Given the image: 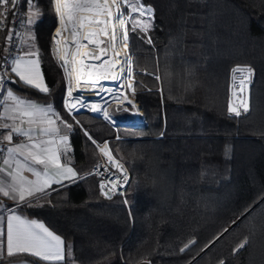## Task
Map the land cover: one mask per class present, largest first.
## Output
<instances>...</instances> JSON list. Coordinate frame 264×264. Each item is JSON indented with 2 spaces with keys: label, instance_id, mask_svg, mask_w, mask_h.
Returning a JSON list of instances; mask_svg holds the SVG:
<instances>
[{
  "label": "trees",
  "instance_id": "obj_1",
  "mask_svg": "<svg viewBox=\"0 0 264 264\" xmlns=\"http://www.w3.org/2000/svg\"><path fill=\"white\" fill-rule=\"evenodd\" d=\"M33 3L40 18L30 25L31 42L50 91L25 88L14 76L6 87L25 99L50 101L72 124L67 160L78 177L43 202L16 209L72 245V256L60 264H264V0H143L154 8L152 29L145 35L127 25L130 97L143 116L131 106H112L111 121L83 111L74 114L78 124L62 107L65 79L51 55V0ZM236 66L253 70L249 111L230 117ZM91 140L107 141L125 165L123 197L100 193L91 174L99 162ZM16 259L52 264L24 254L0 262Z\"/></svg>",
  "mask_w": 264,
  "mask_h": 264
},
{
  "label": "snow or ice",
  "instance_id": "obj_2",
  "mask_svg": "<svg viewBox=\"0 0 264 264\" xmlns=\"http://www.w3.org/2000/svg\"><path fill=\"white\" fill-rule=\"evenodd\" d=\"M53 3L60 24L53 37V42L56 45L54 51L58 60L62 61L60 66L65 69L66 73L68 72L67 65L69 63L73 65L72 70L76 73L78 85L84 75L89 77V81L93 86L96 84V80L107 79L109 75H111V79L114 81L120 80L124 74L134 75L131 66L124 67V64L131 65V60L125 58L121 62L119 60V53L117 52L113 53L112 59H105L99 65H85L84 58H92L99 61L102 57L107 56L108 47L114 48L118 41H122L125 48H127L129 33L125 26L129 21L132 22L133 31L138 29L147 35L153 27L154 8L152 5L144 4L143 0H134V2L133 0H53ZM25 4L28 9L27 23L29 25L35 24L40 18V10L35 7L33 0H0V18H2L0 19V25H6L9 14L15 17L17 15L15 10ZM122 4L128 10L127 20L123 18ZM9 5H11L10 8L8 7ZM113 8H115V12H113ZM20 22L23 23L24 21ZM117 24L120 28L124 29L122 37L117 35ZM109 25L112 26L111 33H109ZM66 31H69L71 44L75 46L74 51L71 52V61L68 59L69 41L68 39H64L63 41L60 39L61 35ZM13 34L10 32V35ZM100 36L110 37L107 41V47H100V45L106 44L105 40L99 39ZM82 40L87 41V43H82ZM147 43L152 44L150 36ZM89 45H95L100 54L97 55L87 50L81 51L82 48L88 49ZM27 55L36 56L37 53L29 52ZM85 67L91 70L85 73L83 70ZM117 68H119L120 75L117 74ZM11 72L18 77V80L15 81L16 84H23L25 88L36 89L40 93H49L50 89L46 85L44 76L41 74L39 59L18 57L12 62ZM93 76L96 77V80L92 79ZM252 76L253 70L251 67L236 66L232 69V96L236 97L239 103L234 105L233 100H229L228 113L230 117L233 115L239 117L241 109L244 113L249 111L248 99L246 97L240 99V97L247 92ZM155 79L159 80L160 77L156 76ZM85 83H88V81ZM127 88L135 92L134 82L128 83ZM72 96V88L69 87L68 97L71 98ZM119 98L115 97V99ZM5 100L12 101V105L6 106V113L18 114L21 118V124L27 123L30 126H37L36 128L29 127L27 129L17 126L15 124L17 115L9 114L7 118L14 123L11 126L7 123L0 125L3 129L10 128V133L3 136L5 141H12L14 138L13 134L27 137L29 140H33V134L36 131L41 136L57 134L60 131L59 127L56 126L58 121L69 131L72 129V124L68 123L66 118H62L61 115L56 113L51 104H37L31 100L14 95L13 91L7 92ZM123 100L126 106H131L132 109H135L133 101L128 99L127 95H123ZM78 103H80L79 98H76V103H70L68 99L64 100V108L67 110L69 116L72 115ZM90 110L92 112L103 111L105 118L110 119V114L96 104H92ZM119 110L118 108L117 111ZM125 110H128V108L125 107ZM24 117H27V120H24ZM89 138L91 139V137ZM93 143L96 144V141L93 140ZM60 145L64 146V152L66 153L68 151L67 135L60 136L58 140H33L31 144L19 143L15 147L7 148L9 159H5L4 164L8 165L10 160H14L16 168L8 172V176L11 178L10 183L0 181V193L4 197H10L20 204L24 203L29 197H33L34 194L46 195V190L53 183L60 184L63 180L75 179L77 172L74 171L73 167L69 166V162H62ZM97 147H99L98 144ZM100 151L107 157L110 165L119 169L123 177V183H127L129 178L125 165L114 159L107 142L100 148ZM229 151L230 149L226 148L225 154L227 155ZM17 153L23 156L24 162L15 159V154ZM28 161H31L33 165L41 166L42 171H38L36 167L29 165ZM4 171V168H0V173ZM23 171L30 172L36 179H28L21 174ZM111 183L112 186L107 191H105V184L102 183L100 185L101 192L105 196H109L110 193L116 192L123 187V184L118 180H114ZM235 223L236 221H233V224ZM227 231L228 229L225 228L224 232ZM222 235L223 233L206 244L205 249L218 241ZM6 236L7 255L9 257L14 254H30L41 261L60 264V262H65L67 257L72 256V245L66 246L61 236L56 235L45 224L34 219L28 220L15 214L8 215ZM195 243V239L190 240L180 249V252H185ZM247 243L248 241L245 239L233 252L235 253L243 249ZM3 247V244L0 243V258H3ZM66 247L67 255L65 251ZM201 251H204V249ZM221 264H225V262L222 260Z\"/></svg>",
  "mask_w": 264,
  "mask_h": 264
},
{
  "label": "crops",
  "instance_id": "obj_3",
  "mask_svg": "<svg viewBox=\"0 0 264 264\" xmlns=\"http://www.w3.org/2000/svg\"><path fill=\"white\" fill-rule=\"evenodd\" d=\"M31 37H32V30L30 28V25L27 23V26L25 27L24 33H23L22 45H21V48H20L19 53H18L16 58L24 57L26 59H37V56H28L27 55L29 52L36 53L34 48H33V46H32ZM10 71H11V69H10ZM11 74H12V76L16 77L14 73L11 72ZM41 74H42V71H41ZM16 78L18 79V77H16ZM8 91H12V90L9 89L8 87H4L3 90H2L1 97H0V120H1V123L2 124L7 123V124H9L11 126L14 122L12 120H9L7 117H8L9 114H13V115H17V119L15 121V124L17 126H21V127L25 128V129H27L29 127L36 128L37 126H35V125H31L30 126L27 123L21 124V118L18 116V114L6 113L5 112L6 106L12 105V101L5 100V97L7 96V92ZM13 93H14V95H17L15 92H13ZM17 96H19V95H17ZM23 99H25V98H23ZM26 100H29V99H26ZM31 101H33V100H31ZM62 101H63V98H62ZM33 102H35V101H33ZM35 103L40 104V105H47V104H51L52 105V103L50 101H42V102H35ZM62 107H63V105H62ZM53 109H54V111L56 113H58V111L54 108V106H53ZM58 114L61 115L60 113H58ZM61 117H62V115H61ZM23 119L27 120V117H24ZM56 126L59 127V129H60L59 133L54 134V135H43V136H41L39 134V132L36 131L33 134V140H41V139L42 140H49V139H57L58 140L60 136H63V135H67L68 136L69 132L71 131V130L69 131L68 129L64 128L63 124H61L59 121L57 122ZM9 133H10V128L9 129H3L2 128V138H3L4 135H8ZM13 137L14 138H13L12 141H10V142L6 141V142H8L10 144V147H15L19 143L31 144L33 142V140H29L27 137L19 136V135H16V134H13ZM60 151L62 153V157H61L62 162H64V161L69 162V160H67L68 154L71 151V147L69 145V142H68V151L66 153L64 152V146L63 145H60ZM5 159H9V154L8 153L5 154V156L3 157V159L0 162V168H4L5 169L4 172L0 173V181H4L5 183H10L11 182V178H10V176H8V172L14 170L16 168V164H15L14 160H10V163L8 165H5L4 164V160ZM15 159L16 160H20L21 162H24L23 156L20 155L19 153L15 154ZM27 163L29 165L33 166V167H36L38 171H42V167L41 166L33 165V164H31V161H28ZM69 166H71V165L69 164ZM74 171H76V170L74 169ZM21 174L24 175L25 177H27L30 180H35L36 179V177L33 176L30 172L23 171ZM77 177H78V174H77ZM77 177L75 179H73V180H63V181H61L60 184L53 183L46 190L47 194L52 189H54L56 187H59V186H62L63 184L75 181L77 179ZM47 194L46 195L39 194V193L34 194L33 197H29L24 203H41V202H43L46 199ZM20 204H23V203H20ZM18 205L19 204L16 201L12 200L10 197L6 198V197H4L2 195V193H0V234H2V235H0V243H2L3 246H4L3 247V258L8 256L7 255V236H6V233H7V217H8V215H10V214L20 215L22 218H25V219H28V220H33L34 219V220H37L38 222L42 223L38 219L29 218V217L23 215L22 213H20L16 209ZM14 255H16V254H14ZM24 255H30V254H24ZM0 264H34V263H32L30 261H27V260H24V259H16V260H11V261H3V262H0Z\"/></svg>",
  "mask_w": 264,
  "mask_h": 264
},
{
  "label": "built area",
  "instance_id": "obj_4",
  "mask_svg": "<svg viewBox=\"0 0 264 264\" xmlns=\"http://www.w3.org/2000/svg\"><path fill=\"white\" fill-rule=\"evenodd\" d=\"M8 7L10 8L11 5H9ZM15 11L17 12V15L15 17H13L11 14H9L6 25H0V35H1V33L4 32L3 38L0 41V78H2V79H0V97L2 94L3 88L6 87V84L13 80L10 69L12 66V62L17 57L19 50L21 48V45H22L23 32H24V22L21 23L20 21H24L25 15L23 13L24 11H22L20 9V7L17 8ZM0 19H2V18H0ZM10 32L14 33V34L10 35ZM231 85H232V76H231V82H230V96H231V99L233 100V103L235 105V104L239 103V100H237L236 97L232 96ZM248 88H249V85H248ZM245 97L248 99V89H247V92L243 96L240 97V99H243ZM62 105L64 108V97H63ZM64 110L67 113V110L65 108H64ZM243 113L244 112L241 109V115ZM228 115H229V113H228ZM141 116H143L142 113H141ZM69 117L75 123L78 124L77 120L74 118L73 113ZM234 117H236V116H234ZM0 125H2L1 120H0ZM91 142L94 145V147L96 148L97 153L99 155V162L94 166L91 174L95 175L99 179L100 193L102 195H104L101 192V188H100V185L102 183L105 184V191H107L112 186L111 182L114 180H118L120 183L123 184V187L120 188L118 191L110 193V194L111 195L117 194V195L123 197L128 182L123 183V177L121 176L119 169L110 165L109 162L105 159L104 155L100 151V148H102L104 146V143L107 141H104V142L99 143V144L98 143L94 144L92 140H91ZM97 144L99 145V147H97ZM9 147H10V144L2 138V127H0V162L3 159V157L5 156V154L7 153V148H9ZM116 161L122 163L118 159H116ZM126 171H127V169H126ZM127 174H128V171H127ZM128 178H129V174H128Z\"/></svg>",
  "mask_w": 264,
  "mask_h": 264
},
{
  "label": "bare ground",
  "instance_id": "obj_5",
  "mask_svg": "<svg viewBox=\"0 0 264 264\" xmlns=\"http://www.w3.org/2000/svg\"><path fill=\"white\" fill-rule=\"evenodd\" d=\"M54 9H55V7H54ZM58 27H60V24H59L58 17L56 15V26H55V28H54V30L52 32V36L53 37L55 36L56 29ZM111 31H112V26L109 25V33H111ZM60 39L62 41L64 39H68V41H69V57H68V59H69V61H71L72 60L71 52L74 51L75 46L71 44V37L69 35V31L64 32L61 35ZM99 39L106 41V44L100 45V47H107V41L110 39V37L100 36ZM81 42L85 43V44L87 43V41H83V40ZM55 47H56V45L54 44L53 38H52V49H53L54 54H55V51H54ZM85 50L93 52V53H95L97 55L100 54L98 48L95 45H89L88 49H83V48L81 49L82 52L85 51ZM115 51H116V46L114 48L113 47H108L107 56L106 57H102L101 60H99V61L94 60L92 58H84L85 65H99V64L103 63V61L105 59H112L113 58V53ZM55 57L57 58L56 54H55ZM78 59H79V57H78ZM130 60H131V58H130ZM129 66H131V68H132V64L131 65H128V64L126 65V67H129ZM67 69H68V72L66 73V75H67V85H66V89H65V99H68L70 103H76V98H79V100H80V103L77 104V107L74 110V112H77V111H80V110L90 111V106L92 104H96V103H100V104H102L101 106H103V104L106 103L107 100L110 97H112V100L116 101V104H120L121 103L119 101V100H121V96H118V95H115V94H118V92L120 91L122 86L120 84H116L114 82V80L111 79V75H109L107 79H98V80H96V77L93 76L92 79L96 80V84L94 86L91 85V82L89 81V77L87 75H84L82 77V79H81L80 84L78 85L77 81H76V73L73 72V70H72L73 69V65L71 63H69L67 65ZM83 70H84L85 73H87L91 69L88 68V67H85ZM86 81H88V83H85ZM69 87L72 88V93H73V96L71 98L68 97V89H69ZM115 97H120V98L119 99H115ZM105 159L108 161L107 157H105Z\"/></svg>",
  "mask_w": 264,
  "mask_h": 264
},
{
  "label": "rangeland",
  "instance_id": "obj_6",
  "mask_svg": "<svg viewBox=\"0 0 264 264\" xmlns=\"http://www.w3.org/2000/svg\"><path fill=\"white\" fill-rule=\"evenodd\" d=\"M134 2V0H133ZM51 3H52V8H53V11H54V15H55V25H56V14H55V9H54V4H53V0H51ZM121 9L122 11L124 12V16L123 18L124 19H128V10L126 8H124L123 4L121 5ZM113 12H115V8H113ZM24 29L25 27L27 26V13H28V9H26L24 12ZM128 25V24H127ZM127 25L125 26L127 28ZM55 28V27H54ZM54 30V29H53ZM123 28H120L119 25L117 24V35L118 36H121L122 37V33H123ZM53 32V31H52ZM24 33V32H23ZM51 37H52V34H51ZM116 51L117 53H119V60L122 62L125 60V58L127 59H130L131 58V54H130V51H129V46L127 48H125V45L122 41H118L116 44ZM51 55L52 57L54 58V60L59 64V66L62 64V62L60 60H58L56 57H55V54L53 52V49H52V39H51ZM132 61V60H131ZM127 64H124V67H126ZM61 70L63 72V75H64V78H65V89H66V85H67V75H66V72H65V69L63 67H61ZM117 74L120 75V72H119V68H117ZM133 71V70H132ZM116 84H120L122 86V88L120 89V91L118 92V94H115V95H118V96H121V100H119L121 103L120 104H116V101L115 100H112V97H110L106 103L103 104V106H101L102 104L100 103H96V105L98 107H101L103 108L105 111H107L109 113V108L110 107H119V108H124L126 107V105L124 104V100H123V95H127L128 99L132 100V98L130 97L131 94L133 93V91L129 88H127V84L130 83V82H133V76H130L128 74H124L121 76V79L118 80V81H114ZM64 89V90H65ZM114 95V94H113ZM64 99H65V91H64ZM134 105H135V109L134 112L136 114H139V116H141V111L139 110L137 104L134 102V100H132ZM91 114H94V115H97V116H100L104 119L105 116H104V113L103 111L101 112H92L91 110L89 111ZM141 112V113H140ZM142 117V116H141ZM111 121V117L110 119H108ZM135 121H141L139 117H135Z\"/></svg>",
  "mask_w": 264,
  "mask_h": 264
},
{
  "label": "water",
  "instance_id": "obj_7",
  "mask_svg": "<svg viewBox=\"0 0 264 264\" xmlns=\"http://www.w3.org/2000/svg\"><path fill=\"white\" fill-rule=\"evenodd\" d=\"M56 26V25H55ZM53 38V36L51 37V39ZM83 111H87V110H80V111H77V112H74L73 111V114H77V113H79V112H83ZM87 112H89V111H87ZM106 120H108V119H106ZM109 121V120H108ZM105 196V195H104ZM109 196H111V194H109ZM109 196H106V197H109ZM238 220V219H237ZM236 220V221H237ZM234 224L232 223L231 225H229L228 227H227V229L229 230L232 226H233ZM225 232H223V234H224ZM206 249L204 248V251H205ZM204 251H201L196 257H194L192 260H191V262L192 261H194L198 256H200ZM191 262H189V263H191Z\"/></svg>",
  "mask_w": 264,
  "mask_h": 264
}]
</instances>
